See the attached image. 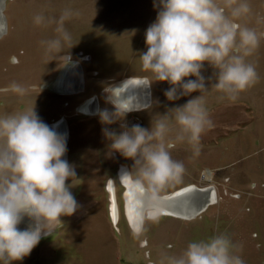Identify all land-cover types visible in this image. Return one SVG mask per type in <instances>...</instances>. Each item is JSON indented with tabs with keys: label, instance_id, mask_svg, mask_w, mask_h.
<instances>
[{
	"label": "rangeland",
	"instance_id": "rangeland-1",
	"mask_svg": "<svg viewBox=\"0 0 264 264\" xmlns=\"http://www.w3.org/2000/svg\"><path fill=\"white\" fill-rule=\"evenodd\" d=\"M21 2L22 4L16 1L12 12L10 11V15L8 14L15 32L0 38V115L34 107L38 116L48 125L60 114L71 115L73 102L71 99L61 96V92H59L61 89L57 87L67 89L79 87L81 74L75 66L71 65L65 68V55H71L73 59H79L82 55H91V63H83L87 86L91 87V89H87L86 94L90 92L91 97L97 95L104 101L107 98L110 104L112 103L111 99L114 103H117L116 100L119 101V98L123 103L127 99L132 102L130 106L136 110L149 104L150 101L146 102L145 100L148 84H145V77L142 76L150 77L152 81L154 76L150 72L142 70L139 57L142 52L147 50L145 31L156 19L159 0H22ZM249 2L254 15L245 18L241 23L256 27L258 31H264V24L258 25L255 22V15L264 16V0H249ZM16 7L20 10L15 11ZM66 7L79 12L78 16L65 21V28L72 34L73 46L67 49L68 46L65 45L64 52L46 57L40 42L56 36L55 25L46 28L37 26L33 18L35 15L43 13L46 17L58 19ZM3 19L0 16V27L5 25ZM15 57L19 60L18 63H13L12 60ZM248 59L255 64L260 79L254 86L239 93L236 101H230L226 97L221 100L219 97L223 94L210 89L211 84L215 82L213 73L216 70L205 62L202 74L206 78L213 77L211 80L206 79V86L209 88L206 99L209 116L214 127L202 134L201 153L198 157L193 155L191 146L187 142L180 143L184 147L180 154L185 158L183 164L188 170L189 168L193 170L203 164L219 170V166L224 165L225 167L221 170L225 171L226 175L236 178V181L241 180L238 187L235 186L237 183L232 179L222 182L225 190H228V194L221 195L222 199L217 206H234L237 210H241L240 218L248 223L251 221L252 224L230 228L226 222H223V225L220 226L223 228H218L216 231L219 232L223 229L221 232L229 235L237 245V254L242 257L245 264H264V201L258 200L264 198V148L260 149V147L257 154L258 147H254L252 143L248 144L250 130V140L254 136L260 142H264V129L259 130L264 126V40L261 41L260 48L255 55ZM62 64H64V68L61 72ZM71 69L74 71V76H71ZM130 77L137 79V83H140L139 80L142 79L144 84H128L133 86L131 85V89H128L130 92L127 91V94L122 91L124 87L115 91L121 81ZM71 78L73 79L71 80ZM189 78L195 79V77L185 79ZM13 82L26 89L23 96L9 90V86ZM169 87L167 81H160L159 85L156 84V88H153V95L156 100H159L160 109H165L164 112L168 108L183 105L188 99L200 94L193 92L189 96L169 101L164 95L165 90ZM152 105L155 104L152 103ZM97 106L98 100L91 99L87 109L89 108L93 114L96 113ZM153 107H149V109ZM145 114L151 116L153 110H149ZM249 121L254 122L252 128L251 125H246V122L249 123ZM237 123L238 126H235ZM100 124L99 115L94 118V121L91 120V148H89L91 153H96V146L107 140L102 132L105 127ZM233 126L237 129L234 130ZM229 129L231 131H228ZM75 132L74 140L77 143L83 139V141L86 139L87 142L90 140L87 135L88 131L83 127L75 128ZM173 132L171 136L175 135V130ZM221 134L225 135L222 139L218 136ZM228 146H230V152L226 150ZM248 148L252 149V153L253 150H256L253 155L257 156L258 160H250L251 155L248 154ZM88 171L89 173L85 176L82 175L83 179L80 181V185L83 187L81 186L79 196L76 198L80 205L78 210L71 216H62L63 226L56 228L48 235H44L46 229H42V238L30 255L21 261H13L12 264L146 263L143 250L137 249L135 246L131 247L132 242H127L125 239L122 243L118 231L108 225L106 202L99 195V190L97 191L101 173L97 169L98 176L91 180V170L88 169L86 172ZM86 176L87 178H85ZM213 179L216 180L214 177ZM244 182H251L256 186L244 185ZM260 184H263L260 186L263 188L261 194L257 192V185ZM206 190H213V188L207 187ZM132 191H134L133 188ZM237 192L241 193L240 198L235 197ZM245 193L246 196H249L248 199H246ZM188 195L186 194L185 197ZM149 198L147 195L146 201ZM182 199L180 198V200ZM203 205L204 203L199 205V209ZM248 207L250 211L246 212ZM209 211L207 210L196 220L214 223L215 221H228L225 218L231 216L229 212L224 211V216L220 219L217 218L216 213ZM157 225H161V223H157ZM38 226L39 224L36 223V227ZM43 226L51 229V225ZM164 226L171 228L166 223L161 228ZM198 226L199 224L193 229L189 225H186V228L182 227L181 230L171 229L170 236L176 242H185L186 248L190 241L200 240L198 236L192 235L199 231ZM123 230L124 228H122ZM202 230L201 232H212L207 227ZM162 232L164 234V230ZM142 234L139 235L138 241L141 240ZM212 235L214 233L205 238L203 236L202 239H207ZM128 236L134 238L131 234ZM56 238L59 239L56 240ZM123 245L125 250L122 249ZM127 249H132L136 258L128 256L123 260L127 256ZM148 249L153 250L151 246ZM157 251H151L150 259L159 264L164 254L156 256Z\"/></svg>",
	"mask_w": 264,
	"mask_h": 264
},
{
	"label": "clouds",
	"instance_id": "clouds-1",
	"mask_svg": "<svg viewBox=\"0 0 264 264\" xmlns=\"http://www.w3.org/2000/svg\"><path fill=\"white\" fill-rule=\"evenodd\" d=\"M154 22L145 31L147 50L139 59L142 70L150 72L154 81H167L170 87L164 95L169 101L199 92L183 105L168 108L152 122L151 129L138 124L117 133L102 129L110 141V149L134 165L125 176L151 193H158L172 184H180L186 168L173 159L171 149L187 142L198 157L201 136L214 127L207 108L209 88L202 71L205 62L216 71L210 89L236 101L239 93L258 83L256 66L248 59L255 55L264 40V31L241 23L254 15L249 0H159ZM70 7L61 15L34 16L37 26L55 25L56 36L42 40L45 56L70 49L72 34L65 21L78 16ZM256 24H264V16L255 15ZM67 61L70 59L65 55ZM195 77V79H185ZM153 82V81H151ZM151 82L149 84H151ZM9 90L23 96L26 89L13 82ZM111 102L114 111L98 110L100 121L111 125L122 120L130 105ZM122 117V118H121ZM175 122L174 124L172 122ZM175 130V135L170 134ZM66 138L38 116L34 107L0 115V262L12 264L30 255L42 236L63 226L62 216L73 215L80 205L70 191L67 181L76 178L75 167L66 159ZM134 170V171H133ZM34 217L35 229L19 230L23 216ZM158 221L156 215L149 216ZM43 225H51V229ZM237 245L227 233L214 234L207 239L190 241L180 255H164L159 264H245L237 254Z\"/></svg>",
	"mask_w": 264,
	"mask_h": 264
},
{
	"label": "flooded vegetation",
	"instance_id": "flooded-vegetation-1",
	"mask_svg": "<svg viewBox=\"0 0 264 264\" xmlns=\"http://www.w3.org/2000/svg\"><path fill=\"white\" fill-rule=\"evenodd\" d=\"M16 1L22 4L21 2L22 0H0V7H1L0 12L5 22L4 29H0V32H1L0 38L6 36L7 34L15 32V29H13L12 27V23H11L12 21H9V15ZM17 10H20V9L17 8L15 11ZM68 56L70 57V59L67 61V58H66L65 68L72 65L76 67L78 72L80 71L81 85L79 87H76L75 89L57 87L61 89V91H59L61 92L60 93L61 96L63 95L65 99H71V102H73L72 103V106H73L72 114L71 115L60 114L56 119H54L52 122L49 123V126H53V124H56L57 122L60 123L61 126H59V130L60 129L62 130V135H64V137L66 138V145H67V152L65 156L63 157V159H66L70 164H72L75 167L76 178H73V180L69 179L67 183L69 185H72L70 188V191L72 192V194L74 195L76 199L79 196L81 186L83 187V185H80V181L83 179V176L89 173V171L88 172L86 171L88 169L91 170V180L98 176L99 172L97 173V169L100 171L101 176L98 179L99 184L97 185L96 183V185H97V191L99 190V195H101L104 202H106L105 208H107L106 209L107 223L109 226L114 227V229L118 231L120 235L119 238L122 243H123V239H125L127 242H132L131 247L135 246L137 249L143 250L144 257L146 258V261H145L146 263L144 264H156L152 259H150L151 251L158 250L156 253V256L160 254L178 256L183 252L182 250L185 249L184 245L186 243L176 242L170 236L171 229L176 228V229L181 230L182 227L186 228V225H189L193 229V228H196V226L199 224L198 226L199 231L196 232L195 234L192 233V235H194L195 237L198 236L200 239H202L203 236L205 238L213 233L214 234L222 233L221 231L223 229L219 232H217L216 230L218 228H223V227H220L223 225V222L224 223L226 222L227 226H229L230 228H233L236 226L245 227L246 224H252L251 221L248 223V221H244V219H241L239 216L241 210H237L236 208H234V206H230V205L217 206V204L221 201L222 196L228 194V190H225L222 182L232 179V181H235V183H237L235 186L238 187L240 186L239 182L241 180L236 181V178H232L226 175V172L221 170V168L225 167L224 165L219 166V170H217L216 168H212L210 166H204L203 164V165L197 166L193 170L190 168L188 170L185 167L186 172L184 174L182 183L178 185L172 184L170 186L165 187L160 192L155 193V194L152 193V194L156 196L169 195V194L175 193L189 186L191 187L194 186L199 189H202V188L206 189L207 187H211L214 190V196H215V200L213 202L208 204L206 207H204V209L200 210L197 214H195L192 217L181 218V217L162 213V214L156 215L159 217L158 221H152L151 219L148 218L149 216H153L154 214H151L153 212V209L150 207H147L146 209L143 210V213H144L142 215L143 220L141 221L140 225L135 228L130 223L129 218H128V214H127L128 210H127L126 197H125L127 193L126 177H129L130 180L133 182H134V179L133 177H130V176H125L123 179H120L121 175L124 172L132 170L134 161L131 158L123 157L119 152L112 151L109 147L110 141L108 139L103 144H98V145L96 144L97 146L95 145L96 153L95 152L91 153V151H89V148H91V120L94 121V118L95 117L97 118L98 110L108 109L109 111H114L113 103L110 104L107 98L105 101L102 99H99L100 96L98 97L97 95H94L91 97L90 92L86 94L87 89H91V87L87 86L83 63L85 64L87 62L91 63V55H82L80 56L79 59H73L71 55H68ZM12 61L13 63H18L19 60L17 59V57H15ZM63 66L64 64H62L61 66L62 68L61 72L63 71V68H64ZM142 77H145L148 80V84L152 81L150 77H146V76H142ZM159 82L160 81H154L153 79V82L149 84V89H150L149 101L150 102L147 106H143L137 110L128 112L122 120H117L115 123L111 125H104L101 123L102 126L115 130L117 133H119L120 131H123V129L121 128V124H125L129 128L133 125L138 124L150 130V128L152 127V122L154 123L155 120L160 118V115L165 113L164 112L165 109H162V108L160 109V102L159 100H156L155 95H153L154 89L156 88V84L159 85ZM93 97H95L98 100V109L96 113L92 114L91 111L87 109V105L89 104V102H91V99H93ZM65 103L66 105H68L67 102ZM152 103L155 105H152ZM152 106L154 107L149 109V107H152ZM102 107L104 108L102 109ZM149 110H153V114L151 116L145 114V112ZM172 123L174 124L175 122L173 121ZM246 125L247 126L251 125V128H252L254 125V122L252 121H249V123L246 122ZM235 126H238V123ZM235 126H233L234 130L237 129V127ZM63 127H65V130ZM81 127H83V129L88 131L87 135H88V139H90L88 142L86 141V139L85 141H83L84 139L80 140V143H77L76 140H74V137L76 135V132L74 133L75 128L79 129ZM263 129H264V126L263 128L259 130L262 131ZM228 131H231V130L229 129ZM250 133H251V130L248 136V140H249L248 144L252 143L254 144V147H258L257 149V154H258L259 148L260 147H261L260 149L264 148V142H260L258 138L254 136H252V140H250V137H251ZM171 135L172 134H170V136ZM218 136L219 138L222 139L225 135L221 134ZM181 150H184V147H182L180 144H177L174 148L171 149V153H172L173 159L178 160V161H181L182 159V162L184 163L185 158L181 156L180 154ZM226 150L230 152V146H228ZM251 150L252 149L250 148L247 149L248 154L251 155L250 160L251 159H253V161L258 160V158H256L257 156H254L255 155L254 153H256V150H253V153ZM94 154L96 157L93 156ZM249 171L251 170L249 169ZM87 176L85 178H87ZM213 177L216 178V180H214ZM250 177H251V174H250ZM217 180L221 182H218ZM243 184L244 185L251 184L250 185L251 187L256 186L255 184H252L251 182H244ZM261 185L263 184H260L259 186L257 185V192H260V194L262 193V190H263V188L260 187ZM235 197L240 198L241 193L240 192L235 193ZM245 197L246 199H248L249 196L248 195L246 196V193H245ZM88 199H90V196H88ZM258 200L264 201V198H260ZM254 201H257V200H254ZM227 209H231V210L229 211ZM207 210H210L209 212L211 213H216L217 218H220V219L223 218L224 211L229 212L231 216L229 218H225V219H228V221L222 220V222L215 221L214 223H208L206 222V220L205 221L200 220L198 222L196 218L200 217ZM248 211H250L249 207L247 208L246 212ZM157 223H161V225H157ZM165 223L170 225L171 228L169 229L166 226L161 228V226H163V224ZM207 225H210V226H207ZM205 227H207L208 229H211L212 232L203 231ZM122 228H124L123 231L125 233L122 231ZM162 230H164V234ZM201 230L203 232H201ZM128 234H131L134 238L129 237ZM140 234H142L143 236L141 240L138 241V237ZM58 239L59 238H56V240ZM150 246L153 248V250L148 249ZM122 249L125 250L124 245ZM127 250H128L127 256L123 260L127 259L128 256L130 258H136L132 249L131 250L127 249ZM123 260L122 262H124Z\"/></svg>",
	"mask_w": 264,
	"mask_h": 264
},
{
	"label": "bare ground",
	"instance_id": "bare-ground-1",
	"mask_svg": "<svg viewBox=\"0 0 264 264\" xmlns=\"http://www.w3.org/2000/svg\"><path fill=\"white\" fill-rule=\"evenodd\" d=\"M0 16L3 17L1 14H0ZM3 21H4V19H3ZM4 27H5V25L4 26L2 25L0 27V29H4ZM70 72H72L71 76H74V74H73L74 71L72 69L70 70ZM72 79L73 78H71V80ZM71 82H73V81H71ZM135 82H138V80L135 81ZM135 82H133L132 84L133 85L134 84L138 85L140 83L144 84V81H142V79L139 80L140 83H135ZM131 85L125 86L122 91H124L127 94V91H129L128 89H131ZM132 100H133V98H132ZM119 101L121 102L122 99L119 98ZM131 103L132 102H129L126 99L125 103H123V104L124 105H130ZM92 104H93V101H92ZM59 126H61V125L58 122L56 124H53V127L55 128V130L58 133H61V129L59 130ZM132 188L134 189V191H132ZM128 189H129V191L127 190L128 192H127V196H126V199H127V210H128L127 214H128L129 219H130V221H131V223H132V225L134 227L139 226L141 221L143 220L141 218L139 210L141 209V207H144V205L156 204L155 208H154L155 210L164 209V210H167V211H171V213H167L169 215H173V216H177V217H181V218H186V216H187V218H188V217L194 216L195 213H197L199 211V205L203 204L205 201L213 200V198H214V191L213 190H206L205 192L201 193V192L194 191V189L193 190L187 189V187H186V188H184L182 190L177 191L178 194L175 192L176 195H173V196L165 195V196L160 197V198L163 199V200L160 199L162 201H160V200L159 201H153L151 198L147 199V201H146L145 198L147 197V195L139 187H137V186H129ZM196 190H198V189H196ZM186 194L187 195L190 194V195L185 197ZM191 197H192V199H190ZM180 198H183V199L180 200ZM186 198H188V199H186ZM194 207H196V208L194 209ZM150 208H152V207H150ZM154 209H153L152 213L150 212L151 214H156V211L154 212ZM137 218L140 219V222L136 225ZM35 222L37 223V221L35 220L34 217H30L28 215H24L22 221L17 225V227H18L19 230H27V229H30V228L31 229H35L36 228V223Z\"/></svg>",
	"mask_w": 264,
	"mask_h": 264
},
{
	"label": "water",
	"instance_id": "water-1",
	"mask_svg": "<svg viewBox=\"0 0 264 264\" xmlns=\"http://www.w3.org/2000/svg\"><path fill=\"white\" fill-rule=\"evenodd\" d=\"M145 84H148V80L145 78ZM135 81H137V79H135L134 77H131V78H128V79H126V80H123V81H121L120 83H119V86H117L116 87V90L115 91H117V90H121L123 87H125V86H127L128 84H130V83H133V82H135ZM135 83H137V82H135ZM147 88H148V90H147V96L145 97V100H146V102L147 101H149V97H150V89H149V84L147 85ZM93 99H96L95 97H93ZM116 102L117 103H119L120 104V102L119 101H117L116 100ZM98 107V106H97ZM126 181H127V190L129 191V189H128V187L129 186H137V187H139L146 195H148L153 201H159L160 199H162V198H160V196H156V195H153L152 193H150V192H148V191H146V190H144L143 188H141L140 186H138V185H136L133 181H131L130 180V178L129 177H126ZM187 189H191V190H193L194 189V191H197V192H205L206 191V189H199V188H197V187H194V186H189V187H187ZM196 189H198V190H196ZM127 191V192H128ZM177 194H178V192H176ZM176 193H172V194H169V195H171V196H173V195H176ZM180 193V192H179ZM127 196V193H126V195H125V197ZM112 199H113V197H112ZM215 200V196H214V198H213V200H210V201H205L204 202V205L203 206H201L200 207V209H199V211L200 210H202V209H204V207H206L208 204H210L211 202H213ZM126 202H127V199H126ZM155 205L156 204H151V205H144V207H141V209L139 210V213H140V215H141V218H142V215H143V210L144 209H146L147 208V206L148 207H152L153 209L155 208ZM156 211V214H154V215H157V214H162V213H165V214H167V213H171V211H167V210H164V209H162V210H155L154 209V212ZM140 222V219H138L137 218V223H136V225L138 224ZM131 223V222H130ZM138 227V226H137ZM136 228V227H135Z\"/></svg>",
	"mask_w": 264,
	"mask_h": 264
}]
</instances>
